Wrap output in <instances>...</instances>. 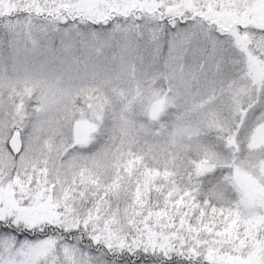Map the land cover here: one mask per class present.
<instances>
[{
  "label": "snow or ice",
  "instance_id": "snow-or-ice-1",
  "mask_svg": "<svg viewBox=\"0 0 264 264\" xmlns=\"http://www.w3.org/2000/svg\"><path fill=\"white\" fill-rule=\"evenodd\" d=\"M0 264H264V0H0Z\"/></svg>",
  "mask_w": 264,
  "mask_h": 264
}]
</instances>
